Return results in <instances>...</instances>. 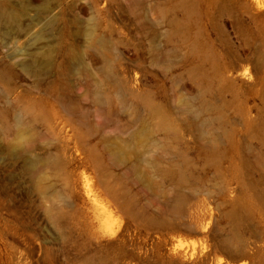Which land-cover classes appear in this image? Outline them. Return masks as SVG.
<instances>
[{
	"label": "rangeland",
	"instance_id": "374dc122",
	"mask_svg": "<svg viewBox=\"0 0 264 264\" xmlns=\"http://www.w3.org/2000/svg\"><path fill=\"white\" fill-rule=\"evenodd\" d=\"M0 3V264H264V0Z\"/></svg>",
	"mask_w": 264,
	"mask_h": 264
},
{
	"label": "bare ground",
	"instance_id": "6f19581e",
	"mask_svg": "<svg viewBox=\"0 0 264 264\" xmlns=\"http://www.w3.org/2000/svg\"><path fill=\"white\" fill-rule=\"evenodd\" d=\"M22 16V14H19L13 9H10L7 7L4 3H0V20L9 21L11 23H15L16 25L19 24V18ZM35 55L39 54L38 51L34 52ZM45 56V54H44ZM27 67H24L25 70H32L33 66L30 64L26 65ZM37 162V159L30 161L28 164V167H32ZM241 264V263H240Z\"/></svg>",
	"mask_w": 264,
	"mask_h": 264
}]
</instances>
